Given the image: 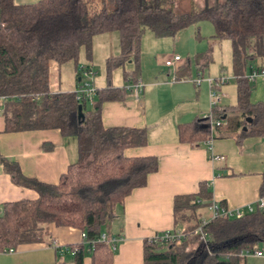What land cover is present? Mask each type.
Instances as JSON below:
<instances>
[{
  "label": "trees",
  "instance_id": "trees-1",
  "mask_svg": "<svg viewBox=\"0 0 264 264\" xmlns=\"http://www.w3.org/2000/svg\"><path fill=\"white\" fill-rule=\"evenodd\" d=\"M187 1L189 9L177 13L175 6L180 0H101L100 6L85 0H39L33 4L0 0L4 130L57 129L75 140L77 151L75 161L55 184L25 176L16 162L0 156L11 181L36 194L34 199L0 205V252L27 243L51 244L48 226L53 224L77 229L87 240L95 241L92 246L83 242L64 246L67 250L56 248L59 256L69 252L73 264H83L89 254L91 264H112L110 242L96 239L101 233L109 235L105 229L124 199L144 186L147 176L158 169L156 156L125 155L128 148L146 145V129L102 124L101 104L122 99L127 93L124 86L96 88L92 102L77 100L75 91L53 92L49 87L50 62L76 61L81 46L89 45L96 34L118 32L120 50L106 59L107 74L131 61L135 67L124 76L136 83L145 30L157 37H174L191 24L209 21L214 29L212 38L231 41L237 101L228 106L217 104L206 117L179 124V141L197 145L209 139L263 134L264 101H250L252 82L247 75L264 70V0H214L199 10L193 9V0ZM187 71V66L177 67L174 73L180 79ZM79 104L82 117H78ZM211 201V190L204 182L197 193L175 196L174 221L184 236L172 242L144 239L143 264H244V251L264 243V209L246 212L240 218L210 219L201 227L203 239L193 233L203 220L197 211Z\"/></svg>",
  "mask_w": 264,
  "mask_h": 264
},
{
  "label": "crops",
  "instance_id": "crops-1",
  "mask_svg": "<svg viewBox=\"0 0 264 264\" xmlns=\"http://www.w3.org/2000/svg\"><path fill=\"white\" fill-rule=\"evenodd\" d=\"M13 1L15 4H33L39 0ZM101 35H110L108 36L110 49L104 54L107 56L106 59L117 55L120 50L118 32L110 31L93 37ZM154 37L163 38L156 35ZM92 39L90 44L85 46V50L79 49L76 61L57 64V75L59 79L64 77L65 80L63 83L60 82L53 92L75 91L81 86L80 69L86 67L89 68L87 70H92L94 62ZM222 40L214 41L218 43ZM194 58L196 70H201L209 63L207 56L203 58L202 54H196ZM180 61L181 58L178 62ZM178 62L175 64L177 67L182 69L187 66L188 71L180 79L172 81V84L164 80L160 82L147 80L145 86L141 85L139 100L127 91L122 99L104 101L101 104L100 114L104 127L146 129V145L128 148L125 150V155L156 156L159 161L158 169L147 176L144 186L133 189L124 199L122 206L117 210L115 219L105 230L109 235L122 238L113 250L112 264H143L144 239L175 229L182 230V227L176 225L174 221V197L197 193L201 182L206 183L211 190L212 200L229 208L245 210L248 205L255 206L260 197V186L264 174V115L262 135H250L238 139L215 138L211 142V149L207 148V141L197 145L180 142L178 125L190 123L195 118L206 117L211 109L208 113L206 112L207 98L199 88L196 89L192 99L188 84H175V82L188 81L187 76H191L190 61L186 60L183 65ZM126 63L131 66L128 69L133 70L135 64L131 61ZM125 64L117 67V69L123 67L121 85L115 86L108 80L109 82L101 81L99 85L92 86L95 89L123 87L130 79L124 76V72L128 70ZM138 68L141 84L143 71L141 52ZM174 71L171 73L168 68L166 76H175ZM106 77L110 79L107 71ZM185 93H189V99L185 98ZM220 99L221 106L236 103V82L234 87L224 85ZM234 99L235 103H229ZM250 101L253 103L264 101L263 75H259V78L257 76L252 82ZM4 128L5 120L0 108V156L16 162L21 172L27 177L55 184L60 175L66 171L67 166L77 157L75 140L62 136L57 129L6 132ZM211 155L220 156L222 159L213 161L210 158ZM34 198L36 194L33 190L17 186L11 181L0 162V205L5 202ZM206 209L210 213L208 207ZM197 213L202 219L209 218V215H205V210L197 211ZM48 231L51 244L27 243L17 246L13 252H0V264H73L71 253L59 256L55 245L69 246L83 243L80 231L69 227H56L53 224L48 226ZM256 247L264 249V247L260 248L259 244ZM83 264H91L89 254H85ZM244 264H264V257L247 256Z\"/></svg>",
  "mask_w": 264,
  "mask_h": 264
},
{
  "label": "rangeland",
  "instance_id": "rangeland-1",
  "mask_svg": "<svg viewBox=\"0 0 264 264\" xmlns=\"http://www.w3.org/2000/svg\"><path fill=\"white\" fill-rule=\"evenodd\" d=\"M87 3H96L98 6L101 5V0H85ZM212 0H193V9L199 10L205 5L212 4ZM189 9L187 0H180V2L175 6V11L177 13H182ZM199 28V29H197ZM214 34L213 25L209 21H201L198 23L191 24L184 30L178 31L174 37H163L156 38L150 30H145L144 36L142 38L141 44V63H142V81L141 85H146L147 80L160 82L164 80L167 83H171L173 76H166V71L170 68L171 73L177 67L175 64L167 67L165 61L167 59H173L174 56H179L181 61L178 62L180 65L186 63V60L190 61V72L191 76H187L188 81L185 82H175V84H188L191 88V98L194 99V94L196 89L199 88L203 95L207 98V113L211 109L210 107V85L209 82L214 79H219V75L226 78L228 81L224 85L235 86L234 75L231 66V55L232 47L231 41L229 39H223L220 42L214 41L211 36ZM198 35V36H197ZM110 35H101L99 37H93V58L94 62L92 64L91 74H85L84 71L89 69L86 67L81 68L82 82H87L90 85H99L101 81L109 82L110 80L113 85H121L123 77V67L114 69L110 74V79L106 77V57L104 54L110 49ZM215 43V44H213ZM212 44V45H211ZM212 47L209 49V47ZM81 50H85V46H81ZM202 54L203 58L207 56L208 65L203 67L201 70L195 69V55ZM57 63L51 61L49 64V87L52 91L58 88V85L63 83L64 77L59 79L56 72ZM126 68H131L130 64H125ZM159 69V71H156ZM128 69L127 71H130ZM259 78V76H258ZM60 80V81H59ZM67 80V79H66ZM118 82V84H117ZM174 84V83H173ZM196 84H201L200 86H194ZM224 85H221L218 91L219 96L222 95V89ZM186 99H189V93L184 94ZM221 100V99H220ZM235 99L229 103H235ZM206 150V149H205ZM206 152H209L206 150ZM209 154V153H208ZM205 210V215L210 217L207 209L200 208V210ZM106 230V229H105ZM109 231V230H108ZM259 247H264L263 243H259ZM263 249V248H262Z\"/></svg>",
  "mask_w": 264,
  "mask_h": 264
},
{
  "label": "built area",
  "instance_id": "built-area-1",
  "mask_svg": "<svg viewBox=\"0 0 264 264\" xmlns=\"http://www.w3.org/2000/svg\"><path fill=\"white\" fill-rule=\"evenodd\" d=\"M180 60L179 56H174L173 59H167L165 61L166 66H172L175 62H178ZM85 74H91V70H85ZM259 75L264 76V70L260 73L253 71L252 73L247 75V78L249 81L253 82L255 78ZM176 76H173V80H176ZM227 79L224 77H220L219 79H214L209 82L210 85V92H209V99H210V106L211 108L219 104L220 96L218 94V88L219 86L227 83ZM124 88L126 91L130 92L134 96L135 99H140V93H141V84L140 82L131 83L127 82L124 85ZM95 88L90 85L87 82H82L81 86L75 90L76 99L77 100H87L88 102H92L94 96H95ZM214 124V123H213ZM216 124H218V121H216ZM213 139L207 140V148L211 149V142ZM211 160L218 161L222 159V157L217 155H211ZM208 209L210 211V217L208 219H203L201 226L196 228L193 233L194 234H200V237L204 239L205 234L202 232V225L207 223L208 220L214 219L217 217H231V218H240L242 217L246 212H253L255 209H264V194L260 195L259 199L256 202L255 206L248 205L245 210H242L240 208H229L227 206H222L220 203L216 202L215 200H212L211 203L208 206ZM184 236V232L181 229H175L173 231H167L163 232L160 235H156L152 238H159L161 241L164 242H172V241H178ZM81 238L84 242L91 244L92 242H95L94 240H87L86 234L83 232L81 233ZM107 240L111 244L112 250H115L118 243L122 240L119 236L114 235H107L105 233H101L100 236L96 239V241H104ZM90 247V245H89ZM55 248L64 249L67 250L64 246H57L55 245ZM91 248V247H90ZM89 248V249H90ZM15 249L9 248L5 249L1 252L3 253H10L13 252ZM244 255L246 256H255V257H264V249H258L257 247L244 251Z\"/></svg>",
  "mask_w": 264,
  "mask_h": 264
},
{
  "label": "water",
  "instance_id": "water-1",
  "mask_svg": "<svg viewBox=\"0 0 264 264\" xmlns=\"http://www.w3.org/2000/svg\"><path fill=\"white\" fill-rule=\"evenodd\" d=\"M77 112H78V117H82L83 116V114H82V105L81 104L78 105ZM246 120H247V122H251V118H246ZM243 130H246V127H243Z\"/></svg>",
  "mask_w": 264,
  "mask_h": 264
}]
</instances>
